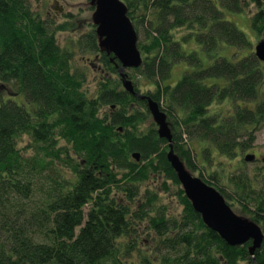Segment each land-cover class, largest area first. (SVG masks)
<instances>
[{"label":"trees","instance_id":"obj_1","mask_svg":"<svg viewBox=\"0 0 264 264\" xmlns=\"http://www.w3.org/2000/svg\"><path fill=\"white\" fill-rule=\"evenodd\" d=\"M121 1L142 55L125 70L136 94L95 25L62 44L68 23L33 0H0V264H264V239L253 254L252 240L232 246L206 226L148 102L165 113L186 168L264 234V166L250 171L252 154L241 157L264 125V62L226 17L254 5L264 40V0ZM78 51L98 61L91 81ZM180 62L190 68L172 85ZM215 154L246 166L209 172Z\"/></svg>","mask_w":264,"mask_h":264},{"label":"water","instance_id":"obj_2","mask_svg":"<svg viewBox=\"0 0 264 264\" xmlns=\"http://www.w3.org/2000/svg\"><path fill=\"white\" fill-rule=\"evenodd\" d=\"M96 13L93 22L97 26L101 49L113 53L121 63L119 73L123 86L132 94H136L134 84L125 74L127 68H138L142 64V55L138 49V34L131 19L127 15L126 5L121 0H96ZM255 55L264 62V40L254 47ZM141 96V95H140ZM141 98H145L141 96ZM154 121L159 126V135L170 141L168 159L177 173L183 189L191 200L194 209L200 213L210 229L217 232L222 239L232 246L242 245L252 240L251 253L260 247L264 239L262 228L247 217L239 216L227 203L218 189L194 176L175 153L172 133L166 121L165 113L159 104L148 98ZM139 158L138 154H135ZM255 155L247 157L254 159Z\"/></svg>","mask_w":264,"mask_h":264},{"label":"rangeland","instance_id":"obj_3","mask_svg":"<svg viewBox=\"0 0 264 264\" xmlns=\"http://www.w3.org/2000/svg\"><path fill=\"white\" fill-rule=\"evenodd\" d=\"M33 4L35 9L43 11L44 16H48L52 20H56L58 24L61 23H68L70 27L68 29L58 34L59 41L62 44L68 43V39L71 40H78V37H80L83 34L88 33L93 28V12L92 9L89 8V0H33ZM255 6L252 5L249 11V14L254 12ZM63 10V12H62ZM64 11L68 13V15H65ZM48 12H51V14H47ZM60 14V15H59ZM246 13H233L228 11L226 13V17L228 20L235 22V24L243 30L248 37L252 40L255 45L260 41L256 42L257 39L255 38V34L253 33L252 26H251V18L250 15ZM184 30H181L178 32V36L183 34ZM253 47V50H254ZM93 59V62L95 64L98 63V61L95 60L94 55L90 54L88 52H82L78 51L75 53L74 61L81 69H84L87 71L88 74H90V81L94 77L93 69H88V66H90V61ZM97 67V66H96ZM99 72L101 71V68L98 67ZM190 67L185 62H180L178 64H175L172 70V75L170 78V83L172 85H175L179 79L182 77L183 73L188 70ZM97 73V72H96ZM94 83V82H92ZM149 84L144 85L143 89L141 90L142 93L146 92L145 87H148ZM94 87V86H93ZM10 88V87H8ZM4 90V88H3ZM8 90V89H7ZM9 91V90H8ZM10 94V93H9ZM230 108L229 104L222 105V109L224 111L228 110ZM257 139L256 143L254 144L253 148L246 150L242 153L241 157L245 155H253L256 154L259 156V160H248L247 166L239 161H232L227 160L223 157L216 155V158L214 159L212 165L210 167H207V170L211 172L212 170L216 171L217 169H220L222 166L226 168V173H228L231 169H238L239 167H248L250 171L252 169H255L256 167H263L264 166V125L259 128L257 131ZM196 148H200L201 145L199 143H195ZM240 157V158H241ZM239 158V160H240ZM199 160L202 164H206L203 157L200 155ZM242 160V158H241ZM194 176H198L195 173H192ZM233 210L236 214L239 216L241 215L238 208L234 207ZM245 217V216H243Z\"/></svg>","mask_w":264,"mask_h":264},{"label":"flooded vegetation","instance_id":"obj_4","mask_svg":"<svg viewBox=\"0 0 264 264\" xmlns=\"http://www.w3.org/2000/svg\"><path fill=\"white\" fill-rule=\"evenodd\" d=\"M94 2L97 3L96 0H89V8L92 9L91 11L93 12L92 17L94 16V14L96 13V10H97V4H96V5H93V4H95ZM62 12H63V10H62ZM64 13H65V15H68V13H67L66 11H64ZM48 14H51V12H48ZM59 15H60V14H59ZM93 25H95L94 22H93ZM96 28H97V26H96ZM254 155H256V154H254ZM254 160H255V161H256V160H259V156L256 155V158H255Z\"/></svg>","mask_w":264,"mask_h":264}]
</instances>
